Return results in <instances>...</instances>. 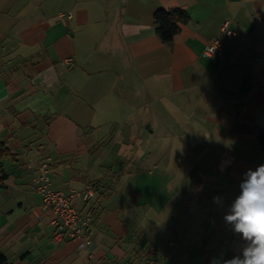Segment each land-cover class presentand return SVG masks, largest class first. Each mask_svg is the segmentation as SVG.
I'll return each instance as SVG.
<instances>
[{
	"label": "crops",
	"instance_id": "1",
	"mask_svg": "<svg viewBox=\"0 0 264 264\" xmlns=\"http://www.w3.org/2000/svg\"><path fill=\"white\" fill-rule=\"evenodd\" d=\"M173 8L188 19L167 43L154 13ZM226 19L235 35L206 56ZM262 125L264 0H0V250L13 264H224L250 243L224 217L264 164ZM182 136L221 170H161ZM43 172L81 191L86 248L54 241Z\"/></svg>",
	"mask_w": 264,
	"mask_h": 264
},
{
	"label": "clouds",
	"instance_id": "2",
	"mask_svg": "<svg viewBox=\"0 0 264 264\" xmlns=\"http://www.w3.org/2000/svg\"><path fill=\"white\" fill-rule=\"evenodd\" d=\"M220 200L213 198L214 203ZM224 219L243 240L250 241L240 255L224 264H264V164L244 173L240 193Z\"/></svg>",
	"mask_w": 264,
	"mask_h": 264
},
{
	"label": "built area",
	"instance_id": "3",
	"mask_svg": "<svg viewBox=\"0 0 264 264\" xmlns=\"http://www.w3.org/2000/svg\"><path fill=\"white\" fill-rule=\"evenodd\" d=\"M220 35L211 39L205 46L206 56L220 55L226 43L233 38L235 32L230 26V19H226L220 29ZM36 190L41 194L43 207L52 211L51 224L54 227L53 239L61 242L66 238L79 239V247L86 248L90 238L85 231L92 220V215L82 214L74 205V199L80 195L79 190L62 191L52 188L51 180L46 172H43L35 180ZM91 187H87L85 193L89 198L93 196Z\"/></svg>",
	"mask_w": 264,
	"mask_h": 264
},
{
	"label": "rangeland",
	"instance_id": "4",
	"mask_svg": "<svg viewBox=\"0 0 264 264\" xmlns=\"http://www.w3.org/2000/svg\"><path fill=\"white\" fill-rule=\"evenodd\" d=\"M153 117V116H152ZM150 119V121H147L146 125L147 126L149 124V122H152V124H156V120L154 119V117ZM158 123V122H157ZM179 124L181 125H185V119L182 117L181 115V111L179 112ZM164 129L163 126L160 125L159 129H157V133L159 136L160 132ZM172 142H176L177 146L175 145H165L163 146V155H164V159L162 162V168H160L161 170H166L165 172L168 171H177L178 175V182L181 181L182 179V174L183 173H189L190 170H193V172L197 173L199 171H204V172H212V171H217L218 169L221 170L220 167H218V157L216 158H211L209 161V164H207V162L205 161H201V156L200 154H191L190 151L192 149V147H189L186 144V140L185 138H183V136L181 138H178ZM214 151L212 153L215 154V150L217 147V144L214 142L212 143V145L210 146ZM154 148V147H152ZM142 150V148H141ZM210 156L212 157L213 155L210 154ZM117 164V163H116ZM115 164V166H117ZM167 166V167H165ZM199 179V180H198ZM196 176L193 177V181L194 184H197L200 180H204L202 178H198ZM162 180L169 185L171 178L169 177L168 174H166ZM208 185H210V183H208Z\"/></svg>",
	"mask_w": 264,
	"mask_h": 264
},
{
	"label": "trees",
	"instance_id": "5",
	"mask_svg": "<svg viewBox=\"0 0 264 264\" xmlns=\"http://www.w3.org/2000/svg\"><path fill=\"white\" fill-rule=\"evenodd\" d=\"M188 19V14L180 9H158L154 13V25L156 33L164 42H171L174 35L179 31L180 24ZM257 139L264 149V125L260 126L257 130ZM8 150L5 142L0 140V186H3V180L6 178L5 170L3 167L2 157ZM0 264H13L9 258L0 250Z\"/></svg>",
	"mask_w": 264,
	"mask_h": 264
}]
</instances>
